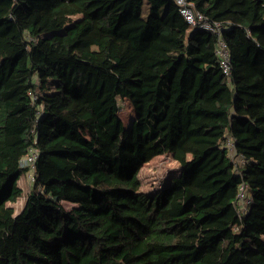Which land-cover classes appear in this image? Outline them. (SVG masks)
<instances>
[{"label":"trees","instance_id":"obj_1","mask_svg":"<svg viewBox=\"0 0 264 264\" xmlns=\"http://www.w3.org/2000/svg\"><path fill=\"white\" fill-rule=\"evenodd\" d=\"M188 1L229 77L174 0H0V264H264V0ZM167 153L180 174L143 191Z\"/></svg>","mask_w":264,"mask_h":264},{"label":"built area","instance_id":"obj_2","mask_svg":"<svg viewBox=\"0 0 264 264\" xmlns=\"http://www.w3.org/2000/svg\"><path fill=\"white\" fill-rule=\"evenodd\" d=\"M179 7V12L184 17V19L193 27L202 28L209 30L218 36L216 54L219 58V65L223 73L226 76H230L232 70V56L229 50L227 41L223 38V25L221 22L212 21L203 14L195 12L194 4L188 0H174ZM224 146L231 159L234 161L235 165H244L245 159L242 154H239L236 149L235 140L229 136L224 141ZM39 157V149L37 147H32L29 153L21 161L23 167H27L29 172H27L28 177L34 180L33 171L35 170L36 162ZM239 203L238 208L240 211H245L248 208L250 197L246 192V184L242 183L239 187L238 192Z\"/></svg>","mask_w":264,"mask_h":264},{"label":"rangeland","instance_id":"obj_3","mask_svg":"<svg viewBox=\"0 0 264 264\" xmlns=\"http://www.w3.org/2000/svg\"><path fill=\"white\" fill-rule=\"evenodd\" d=\"M121 106V117L125 125H129L134 117V110L128 100H119ZM180 164L171 154H163L156 156L150 162L145 164L140 170L139 177L142 183V190L146 192H154L164 186L168 178L180 174ZM19 184L23 186L24 192L22 196L11 205L15 209V214L22 211L27 198V192L30 190V181L25 175H21ZM247 194L248 190H247Z\"/></svg>","mask_w":264,"mask_h":264}]
</instances>
